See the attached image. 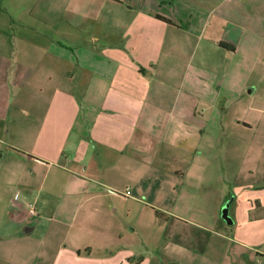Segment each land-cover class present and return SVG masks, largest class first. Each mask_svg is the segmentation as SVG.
Masks as SVG:
<instances>
[{
  "label": "crops",
  "instance_id": "obj_1",
  "mask_svg": "<svg viewBox=\"0 0 264 264\" xmlns=\"http://www.w3.org/2000/svg\"><path fill=\"white\" fill-rule=\"evenodd\" d=\"M155 163L232 223L149 202L139 254L110 198ZM0 264H264V0H0Z\"/></svg>",
  "mask_w": 264,
  "mask_h": 264
},
{
  "label": "rangeland",
  "instance_id": "obj_2",
  "mask_svg": "<svg viewBox=\"0 0 264 264\" xmlns=\"http://www.w3.org/2000/svg\"><path fill=\"white\" fill-rule=\"evenodd\" d=\"M118 168H121V164ZM169 168L170 166L164 163H155L151 166H134L133 169L135 174H132V177L142 185L143 194H135L133 197L128 196V200L126 203H123V205H121L120 202L116 204L114 200L110 198V208L112 211L114 208L116 209L115 212L119 215L117 223L124 229L122 233L125 237L124 240L133 241L134 250H140L141 252L138 253L146 257L155 255L163 259L161 245L157 246L154 242L151 246L144 247L142 243V240H146L148 236H150L151 239L156 238V226L149 224L145 226L147 221H149L147 212V209H151L149 202L158 209L166 208L167 210L171 208L170 212L181 218L203 220L211 223L215 217H219L220 221L225 223L221 218L222 209L226 203H229L232 195L228 197V194H232L233 186L235 185L234 183L220 182L218 174L215 175L213 180L209 181L204 174V178H201L200 182L198 179L194 178L185 182L183 181L182 183L171 181L169 184L161 187L164 192H155L156 188L162 184L161 180L157 179L158 176L166 173ZM218 169L221 170V166H219ZM151 174H154L156 180L149 177ZM175 175L176 174H173V176ZM138 182H135V184H138ZM146 184L152 187L153 190L151 192L146 189ZM101 189L104 193L110 195L116 192L106 187H101ZM122 194L124 195V193ZM130 205L131 208L129 207ZM162 211L159 210L160 214L156 215L157 217L155 216L157 221L164 219V216L167 215ZM228 217L230 218L229 214ZM188 229L193 235L198 233L196 236L202 233L195 228ZM160 237L161 235L157 236V238ZM165 237L166 235L163 236V238Z\"/></svg>",
  "mask_w": 264,
  "mask_h": 264
},
{
  "label": "water",
  "instance_id": "obj_3",
  "mask_svg": "<svg viewBox=\"0 0 264 264\" xmlns=\"http://www.w3.org/2000/svg\"><path fill=\"white\" fill-rule=\"evenodd\" d=\"M228 205L229 203H226L224 208L222 209V213H221V218L228 224H231L232 221L231 219L228 217Z\"/></svg>",
  "mask_w": 264,
  "mask_h": 264
},
{
  "label": "built area",
  "instance_id": "obj_4",
  "mask_svg": "<svg viewBox=\"0 0 264 264\" xmlns=\"http://www.w3.org/2000/svg\"><path fill=\"white\" fill-rule=\"evenodd\" d=\"M124 195L125 196H130V192L129 191H125ZM16 197H17V194H14L13 198L16 199ZM28 214L30 216H37V214H36V212H35V210H34V208L32 206L29 208Z\"/></svg>",
  "mask_w": 264,
  "mask_h": 264
},
{
  "label": "trees",
  "instance_id": "obj_5",
  "mask_svg": "<svg viewBox=\"0 0 264 264\" xmlns=\"http://www.w3.org/2000/svg\"><path fill=\"white\" fill-rule=\"evenodd\" d=\"M157 18H159L160 20H163V21H165V22H167V23H170L169 20H167V19H165V18H163V17L157 16Z\"/></svg>",
  "mask_w": 264,
  "mask_h": 264
}]
</instances>
